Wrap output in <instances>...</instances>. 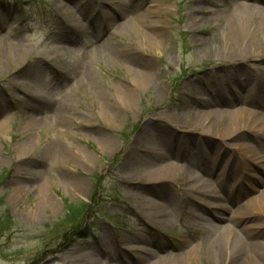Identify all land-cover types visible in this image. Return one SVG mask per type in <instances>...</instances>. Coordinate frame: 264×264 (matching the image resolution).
I'll use <instances>...</instances> for the list:
<instances>
[{
  "label": "rangeland",
  "instance_id": "obj_1",
  "mask_svg": "<svg viewBox=\"0 0 264 264\" xmlns=\"http://www.w3.org/2000/svg\"><path fill=\"white\" fill-rule=\"evenodd\" d=\"M261 25L264 0H0V264H264ZM202 168L233 181L229 212L192 190Z\"/></svg>",
  "mask_w": 264,
  "mask_h": 264
},
{
  "label": "bare ground",
  "instance_id": "obj_2",
  "mask_svg": "<svg viewBox=\"0 0 264 264\" xmlns=\"http://www.w3.org/2000/svg\"><path fill=\"white\" fill-rule=\"evenodd\" d=\"M64 6H66V5H64ZM236 9L239 10V12H240L238 17H234V18H229L228 19L229 20V26L233 29L232 32L235 33V34L245 32L246 35H251L253 32L256 31V29L252 30L251 26L250 27L249 26L248 27H243L241 29L240 25H242L243 22H245V21H247V20H249V19H251V18H253L255 16L254 12L256 10V6L250 5V4L246 3V2H240V3L237 2ZM202 13H204V11ZM136 17H137L136 15L130 17L128 23L131 24V21H134L136 19ZM255 18H257V17H255ZM158 24L160 25V22ZM129 27L133 28V25L131 24V25H129ZM75 28L78 30L77 27H75ZM258 29L259 30L260 29L264 30V26L261 25V27L258 28ZM257 41L260 43V40H257ZM157 45H158V43H155V44L153 43L151 45V49L152 50H157L158 49ZM57 47L61 48V49H64V50H67V51L70 50L68 47H65V46H62V47L57 46ZM144 50H146V48H144ZM235 53H237V52L235 51ZM24 54L25 53L23 51H19V52H16V53H12L11 55L15 59H17L19 61V60H21L23 58ZM255 62L262 63L261 65L256 66V70L259 71V72H264V66H262V65H264V58L263 57H259V59L255 60ZM136 73H137V76L135 78H133L134 84H136L137 86L143 85V83L146 81V79H145L146 77H144L145 75L143 73H141V72L140 73L136 72ZM121 92H122V94H119L118 100L122 101V104H124V105L132 104L133 103V99H134L133 98V94L130 91H125V90H123ZM68 94L65 95V96L68 97ZM65 96H63V98ZM64 99L66 100V97ZM56 100L61 101V99H57V98H56ZM59 101H58V103H60ZM126 101H127V103H126ZM246 109L247 108H243V110H241V111H245ZM204 114L205 115L206 114L207 115H211V113H204ZM105 120L110 122V117L106 116ZM33 121H34V123H38V121H40V120L39 119H34ZM233 125H236V126L239 125V121H237ZM237 132H240V131H236L235 133H237ZM231 135H233V133ZM205 146L207 147L208 150H210V148H211L214 151V149L212 148L211 144L210 145L209 144H205ZM218 148L219 149L221 148V150H222V147H219V145H218ZM66 152L68 154H70V155H74V154L78 155L77 149H75L74 146H66L65 153ZM20 154H21L20 155L21 157H24V156L30 154V150L28 148H24L23 152H21ZM215 154L216 155L213 156V158L210 156L213 159L211 164H212V167H214V168H216V165H218V163H220V161H218V160L219 159L221 160V158L223 157L222 151H218L217 150V152H215ZM75 157H73V158H75ZM214 157H215V159H214ZM262 158L264 159V157H262ZM88 159L90 160V157H88ZM233 165H236V164L234 163ZM233 165H232V168L229 171V176H228L229 180H230V178L235 179V176H237V172L236 171H235V173L232 174V172H234V169H235L233 167ZM168 169L169 168H167V167L166 168L160 167V169L155 171L153 174L154 175H158V176H162V178H164L165 175L169 174ZM225 170H226V166L221 169L222 172L225 171ZM202 173L204 175H207L208 179L206 180L201 175L196 174L195 178H193V181L195 182V185L193 186L192 190L197 192V193L198 192L202 193V195H205V196H208V197H213L215 200L219 201V203L216 204V207L222 208L223 210L229 212V209H230V207L228 206L229 203H230V205L234 204L232 202H234L236 200V196H235L236 194L234 195V193H233V187H234V185L232 183L233 181L231 180L232 182L229 183V187H228V183H226V186H224L223 185L224 183H223L222 180H220V178H218L216 180H213L210 177L211 174L213 173V169L202 168ZM246 175H249V171L247 172ZM198 177H200L201 179H198ZM259 181L260 182L256 181L257 184H259L261 186L263 185V188L261 190H258V187L256 188V191L258 193H257V195L254 196L253 201H250V203L252 202L251 203L252 205L264 202V178L259 179ZM184 190H187V189H183V191ZM246 204H243V207L244 206L245 207L251 206L250 204H247V205ZM207 213H209V212H207ZM235 213H236V211H233V214L229 215V217H228V216H223V215L217 214V212H214L213 210H211V214H213L214 221H215V224L212 225V227L214 229V234L216 236H218V235L221 234V230L229 231L231 234H233L237 238L236 246H238V248H240L239 250H240L242 256H246V255H250V254L252 255L253 253L255 254L256 250H258V254H259L258 246L262 247L263 244L261 242H258L257 244L256 243H253V244L252 243H247L246 244V240L243 237L239 236L240 233L235 228V226L231 225V223H233L232 220L236 219ZM198 217H200L201 219H204V217H202V216H198ZM223 222H225L226 224H224V225L221 224L220 225V223H223Z\"/></svg>",
  "mask_w": 264,
  "mask_h": 264
}]
</instances>
